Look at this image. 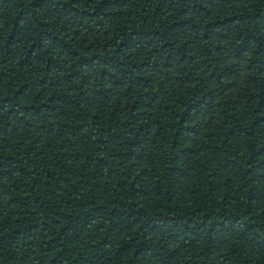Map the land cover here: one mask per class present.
<instances>
[{
  "label": "trees",
  "instance_id": "1",
  "mask_svg": "<svg viewBox=\"0 0 264 264\" xmlns=\"http://www.w3.org/2000/svg\"><path fill=\"white\" fill-rule=\"evenodd\" d=\"M0 264H264V0H0Z\"/></svg>",
  "mask_w": 264,
  "mask_h": 264
}]
</instances>
